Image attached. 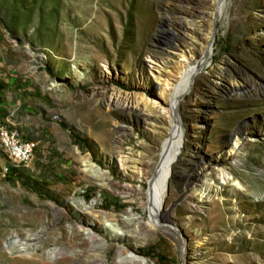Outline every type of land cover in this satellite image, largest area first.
<instances>
[{
    "label": "rangeland",
    "instance_id": "1",
    "mask_svg": "<svg viewBox=\"0 0 264 264\" xmlns=\"http://www.w3.org/2000/svg\"><path fill=\"white\" fill-rule=\"evenodd\" d=\"M192 61L165 209L150 220ZM8 116L41 140L19 163L0 139V264H264V0H0V127L31 141Z\"/></svg>",
    "mask_w": 264,
    "mask_h": 264
},
{
    "label": "bare ground",
    "instance_id": "2",
    "mask_svg": "<svg viewBox=\"0 0 264 264\" xmlns=\"http://www.w3.org/2000/svg\"><path fill=\"white\" fill-rule=\"evenodd\" d=\"M216 18L217 14H216ZM188 24V23H187ZM187 41H183V44H187ZM190 43V42H189ZM192 45V44H190ZM175 51H180L181 53L184 52V47H182V45H176L173 47ZM191 52V50H190ZM212 52V48L209 47L208 49L203 50V52L200 53L201 58L200 61L202 62L203 59H205L204 61L207 62V57L211 54ZM173 53V52H172ZM185 54V53H183ZM190 58L187 57V61ZM182 61V60H181ZM184 61V60H183ZM205 62V63H206ZM193 64L189 65V64H182L181 65V70H180V74H181V81L184 83V87L175 91L172 94L171 97V104L173 109L176 108V111L178 112V108H179V102L178 100L180 99V96L183 95L184 92L188 91L190 89L189 86V79L191 74L194 72L195 69H197L196 67V63L192 61ZM209 63V62H208ZM201 69V68H200ZM198 72V71H197ZM196 73V72H195ZM195 77V76H194ZM191 83V81H190ZM178 98V100H177ZM174 134H178L179 136V140L177 139L178 143H181L182 140V129L180 127L179 121L177 123V125H175L174 128ZM242 130V129H241ZM173 133V132H172ZM243 130L241 132V136H243ZM264 135V133H263ZM243 139L241 140H237L236 143L232 146V148L230 149V155L232 156L231 158V163L229 166H223L220 167L221 169V173L223 174V178H225L224 173H228V171L230 170H234L236 167H238L242 161H243V151L245 149V146L248 142H250V140L242 137ZM0 139H1V146L6 150V152L9 154V156L14 159L15 161L22 163L25 162L23 160H18L15 155L11 152H13V139L10 137V135H8L7 130H1L0 133ZM20 139V138H19ZM252 141V139H251ZM254 141V140H253ZM20 142H25L20 140ZM175 142V144L177 143ZM173 140H170L169 143H167V138L166 140L163 141L162 143V150L160 152V159L159 162L157 163V166L154 170V173L152 175V177L149 180V188H148V192H146L149 196L150 202H149V210L151 211L150 213V220H154L156 217H158L161 213V210H164V204H165V199H166V191H167V186L168 184H170V173L172 170V165L173 162L176 158V154L175 152H172V148L175 145ZM176 151V150H175ZM31 158V157H30ZM29 158V159H30ZM88 164H91L92 162H90L89 160L86 162ZM235 177H231L232 180H234ZM187 225H190V218L186 221ZM34 224V223H33ZM188 233L190 235H193L191 231L188 230ZM178 238H179V243L182 247V254L185 255L186 254V246H185V237L183 238L182 235L180 234V231L177 232ZM110 237V235H108ZM91 240H95L94 236H90ZM53 252L55 253V251L53 250ZM187 256V255H186Z\"/></svg>",
    "mask_w": 264,
    "mask_h": 264
},
{
    "label": "crops",
    "instance_id": "3",
    "mask_svg": "<svg viewBox=\"0 0 264 264\" xmlns=\"http://www.w3.org/2000/svg\"><path fill=\"white\" fill-rule=\"evenodd\" d=\"M14 69H12V71L9 73V76H10V80L7 79V81H10V83L12 84L13 82H15V76L16 74L13 72ZM25 89V87H24ZM20 89H18L19 91ZM18 91H15L13 96L10 98V101H8V104H10V102H13V105H19L20 104V101L18 100V96L16 95L18 93ZM16 100V101H14ZM25 107H29V105H25L24 108L22 107V110L24 112H31L30 110L26 109ZM6 122L9 124V125H14L18 123V127L21 129V132L20 133H23V136H21L24 140H31V141H34L36 142V144L41 140V139H38L37 137H35L31 131V128H30V125H32L29 121L28 122H24V120H20V122H16L15 119H13L12 117H6ZM46 123L47 121L43 120V119H39V128L38 130L40 132H43L45 133L46 130L48 131V128H46ZM55 128V127H54ZM17 129V128H16Z\"/></svg>",
    "mask_w": 264,
    "mask_h": 264
},
{
    "label": "built area",
    "instance_id": "4",
    "mask_svg": "<svg viewBox=\"0 0 264 264\" xmlns=\"http://www.w3.org/2000/svg\"><path fill=\"white\" fill-rule=\"evenodd\" d=\"M7 130L8 135L13 139V153L18 160L28 161L30 157L33 156L36 144L33 141L20 142L19 132L17 129H3Z\"/></svg>",
    "mask_w": 264,
    "mask_h": 264
},
{
    "label": "water",
    "instance_id": "5",
    "mask_svg": "<svg viewBox=\"0 0 264 264\" xmlns=\"http://www.w3.org/2000/svg\"><path fill=\"white\" fill-rule=\"evenodd\" d=\"M215 20H216V18H214V24H213V30H212V33H211V39H210V41H209V43H208V46H210V47H211V45H212V41H213V38H214ZM204 60H205V59H203V61L201 62V63H202L201 65L204 64ZM197 71H198V68L195 69L194 72L191 74V76H190V80H191V81H192V77H193V75H194L195 72H197ZM177 100H178V98H177ZM178 102H179V100H178ZM172 117H173L174 121H176V122L178 123V112L176 111V108L172 110ZM176 122H175V123H176ZM175 123H172L171 126H170V133H169V135H168V137H167V143H169L170 140H171V137H172V135H171V129L175 127V125H176ZM233 137H234V133H231V134H230V142H231V139H232Z\"/></svg>",
    "mask_w": 264,
    "mask_h": 264
},
{
    "label": "trees",
    "instance_id": "6",
    "mask_svg": "<svg viewBox=\"0 0 264 264\" xmlns=\"http://www.w3.org/2000/svg\"><path fill=\"white\" fill-rule=\"evenodd\" d=\"M63 125V124H62Z\"/></svg>",
    "mask_w": 264,
    "mask_h": 264
}]
</instances>
